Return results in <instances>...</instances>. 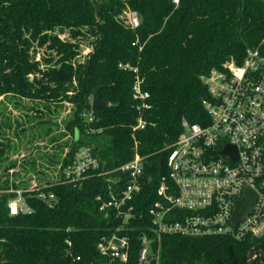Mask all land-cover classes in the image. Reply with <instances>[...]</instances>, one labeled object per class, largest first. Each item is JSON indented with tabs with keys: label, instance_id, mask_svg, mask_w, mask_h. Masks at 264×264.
I'll list each match as a JSON object with an SVG mask.
<instances>
[{
	"label": "trees",
	"instance_id": "1",
	"mask_svg": "<svg viewBox=\"0 0 264 264\" xmlns=\"http://www.w3.org/2000/svg\"><path fill=\"white\" fill-rule=\"evenodd\" d=\"M127 7L138 12L139 26L121 16ZM263 37L264 0H0V96L73 104L59 174L34 188L19 170L9 173L24 164L10 160L5 128L11 121L0 112V264H99L98 241L119 220L99 208L96 197H106L108 183L98 172L121 166L136 150L144 157L147 184L136 200L125 264H137L142 232L152 238L158 264H264V235L164 234L157 240L148 214L168 174L182 119H209L210 92L201 77L232 61L240 64ZM82 39L90 45L83 60ZM126 63L138 68L151 96V107L141 113L144 128H134L140 116L133 99L136 74L120 65ZM95 95L109 105L94 109ZM82 146L91 147L101 168L81 184L63 181V168ZM19 188L31 211L14 215L8 200ZM41 191L54 193L51 204Z\"/></svg>",
	"mask_w": 264,
	"mask_h": 264
},
{
	"label": "built area",
	"instance_id": "2",
	"mask_svg": "<svg viewBox=\"0 0 264 264\" xmlns=\"http://www.w3.org/2000/svg\"><path fill=\"white\" fill-rule=\"evenodd\" d=\"M132 28L139 26L138 12L127 7L121 15ZM134 72L133 99L140 116L134 126L144 128L142 111L151 107L150 93L142 88L144 77L137 67L120 64ZM202 80L210 98L205 101L206 123L181 121L183 130L167 160L168 174L157 188L158 198L148 208L149 230L160 240L164 234L184 236L231 235L236 239L264 235V37L259 46L247 49L243 61L230 62L223 70L213 69ZM89 115V114H86ZM89 119H92L91 114ZM231 146V152L224 150ZM101 168L90 146L80 147L63 168V181L74 185ZM117 172L119 176H112ZM107 195H97L100 210H111L119 223L101 236L97 248L99 264H125L130 258V223L137 217L136 200L144 191V157L135 156L111 170H101ZM34 188V187H31ZM254 194L250 211L233 222L236 204L247 189ZM8 200L11 214L30 212L24 189ZM39 197L51 204L53 192ZM108 213V212H107ZM137 264H158L152 238L142 232ZM0 240L2 237L0 235ZM68 243L71 242L68 240ZM93 264V263H92Z\"/></svg>",
	"mask_w": 264,
	"mask_h": 264
},
{
	"label": "rangeland",
	"instance_id": "3",
	"mask_svg": "<svg viewBox=\"0 0 264 264\" xmlns=\"http://www.w3.org/2000/svg\"><path fill=\"white\" fill-rule=\"evenodd\" d=\"M80 48L83 53L78 58L83 60L90 48L87 40H81ZM72 107L69 101L46 102L0 96V112L11 121V126L5 128L11 143L10 160L17 159L24 164L23 167L17 165L9 169L10 174L19 170L20 178L29 181L31 187H36L45 178L58 176L57 160L64 149L67 150L66 142L69 139V135L62 133ZM74 137L78 138L77 130ZM34 159L35 165L32 163Z\"/></svg>",
	"mask_w": 264,
	"mask_h": 264
},
{
	"label": "water",
	"instance_id": "4",
	"mask_svg": "<svg viewBox=\"0 0 264 264\" xmlns=\"http://www.w3.org/2000/svg\"><path fill=\"white\" fill-rule=\"evenodd\" d=\"M102 85H97L95 87V93H98L101 89ZM109 105L107 100L100 99L97 95L93 96L92 98V107L94 109L104 108ZM225 152H231V146H228ZM255 194L251 189H247L245 192V196L243 199L239 200L236 204L233 222H237L240 218H242L246 213L250 211L254 204Z\"/></svg>",
	"mask_w": 264,
	"mask_h": 264
}]
</instances>
